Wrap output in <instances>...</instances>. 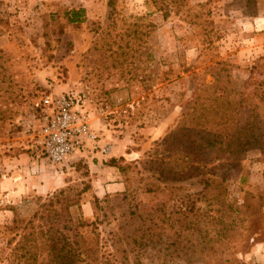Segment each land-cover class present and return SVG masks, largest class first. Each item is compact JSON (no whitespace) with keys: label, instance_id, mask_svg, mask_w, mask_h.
Returning a JSON list of instances; mask_svg holds the SVG:
<instances>
[{"label":"rangeland","instance_id":"1","mask_svg":"<svg viewBox=\"0 0 264 264\" xmlns=\"http://www.w3.org/2000/svg\"><path fill=\"white\" fill-rule=\"evenodd\" d=\"M68 91L115 168L38 151L37 104ZM197 94L264 118V0H0V264H79L81 244L97 264H264V140L222 182L226 152L180 163L169 135Z\"/></svg>","mask_w":264,"mask_h":264},{"label":"trees","instance_id":"2","mask_svg":"<svg viewBox=\"0 0 264 264\" xmlns=\"http://www.w3.org/2000/svg\"><path fill=\"white\" fill-rule=\"evenodd\" d=\"M81 13L82 11H80V9H72L67 14L68 21L73 23L80 22L82 20ZM200 99L198 94L193 98L194 101L192 105L189 106L191 110L188 111L189 108L187 107V111L183 112L182 121H180L178 127L169 135V139L172 140L171 142L182 140V143L176 148L175 152H179L178 160L181 161L180 163L186 165L188 161H192L191 158L195 159V156H198V154L200 158L202 157L204 159L211 154L210 152L217 153L219 156L224 155L226 152L228 154L227 157L231 156L227 165L228 168L221 174L220 181L222 182L227 175V170L239 165L238 162L245 155L247 148L251 144L259 143L264 140V133L259 131V129H261L260 124H264V118L257 112L258 106L253 103L248 110V119L237 125L238 119H236V109H231L230 112L227 113L222 102L218 104L215 103V105L214 102H216V99H214L213 103L205 105L203 102H199ZM210 113L215 114L216 117H214V115L211 116L212 114ZM218 158V156H215L212 157L211 160H216ZM109 165L117 166L113 159L109 161ZM185 171L187 172L188 170L183 168L181 174ZM178 177L182 178L184 176L179 175ZM200 180L203 183V189H216L217 192H215L213 198L218 201V205L223 206L224 201H221L220 196L224 191L222 186L220 187V183L216 182L213 177L202 176ZM60 193H62V191H60ZM55 194L49 199L48 204L54 205V203L60 202L58 194ZM259 198L261 197L258 196V199ZM73 203L76 202L67 198L64 199V205L61 206L63 210L67 212V215L69 212L68 209ZM225 205L227 206V203H225ZM230 206L229 204V207ZM242 206L249 209V201L247 200ZM33 240L34 239H31V241ZM52 249H57V247H53ZM77 252L79 264H97L95 262L98 261V257L92 255L95 253V249L92 247L81 244ZM57 255L60 258L59 264H62L64 262L63 257L59 254Z\"/></svg>","mask_w":264,"mask_h":264},{"label":"built area","instance_id":"3","mask_svg":"<svg viewBox=\"0 0 264 264\" xmlns=\"http://www.w3.org/2000/svg\"><path fill=\"white\" fill-rule=\"evenodd\" d=\"M40 126L35 146L50 162L58 164L71 155H107L111 145L102 142L91 127L84 96L78 92L45 94L37 104Z\"/></svg>","mask_w":264,"mask_h":264},{"label":"crops","instance_id":"4","mask_svg":"<svg viewBox=\"0 0 264 264\" xmlns=\"http://www.w3.org/2000/svg\"><path fill=\"white\" fill-rule=\"evenodd\" d=\"M105 160L106 159L103 158V155L102 154L97 153V152L96 153H93V154H91L89 156V161H88L89 168L99 169L100 168V165H105V167H107L105 169H107V170L108 169L110 170V169L115 168L114 166H111V165H108V164H104L105 163ZM0 163H1V159H0ZM117 185H118V183H114V182L110 184L111 188H119Z\"/></svg>","mask_w":264,"mask_h":264}]
</instances>
